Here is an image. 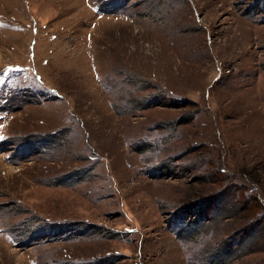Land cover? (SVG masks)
<instances>
[{"label":"rangeland","instance_id":"1","mask_svg":"<svg viewBox=\"0 0 264 264\" xmlns=\"http://www.w3.org/2000/svg\"><path fill=\"white\" fill-rule=\"evenodd\" d=\"M0 264H264V0H0Z\"/></svg>","mask_w":264,"mask_h":264}]
</instances>
